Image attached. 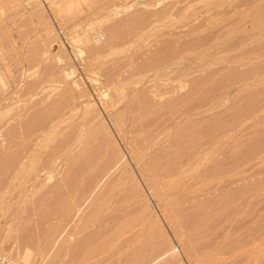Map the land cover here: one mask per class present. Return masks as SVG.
Instances as JSON below:
<instances>
[{
    "label": "rangeland",
    "instance_id": "374dc122",
    "mask_svg": "<svg viewBox=\"0 0 264 264\" xmlns=\"http://www.w3.org/2000/svg\"><path fill=\"white\" fill-rule=\"evenodd\" d=\"M67 1L0 0V255L264 264V0Z\"/></svg>",
    "mask_w": 264,
    "mask_h": 264
},
{
    "label": "bare ground",
    "instance_id": "6f19581e",
    "mask_svg": "<svg viewBox=\"0 0 264 264\" xmlns=\"http://www.w3.org/2000/svg\"><path fill=\"white\" fill-rule=\"evenodd\" d=\"M119 1V0H118ZM197 1V0H196ZM222 1V0H221ZM237 1V0H236ZM246 2H245V4L247 3V0H245ZM112 2V1H111ZM144 2H146V1H144ZM156 2V1H155ZM199 2V1H198ZM218 2H219V0H218ZM232 2V1H231ZM240 2V1H239ZM255 2H256V0H255ZM262 2V1H261ZM261 2H260V4H261ZM264 2V1H263ZM150 3V2H149ZM148 3V4H149ZM153 3V2H152ZM172 3V2H171ZM183 3V2H182ZM187 3V2H186ZM217 3V2H216ZM228 3V2H227ZM237 3H238V1H237ZM242 3V2H241ZM128 4V3H127ZM130 4V3H129ZM143 4V3H142ZM146 4H147V2H146ZM151 4V3H150ZM161 4V3H160ZM174 4V3H173ZM190 4V3H189ZM219 4H221V3H219ZM219 4H217V5H219ZM235 4V3H234ZM240 4V3H239ZM247 4H249V3H247ZM250 4H251V2H250ZM257 4V3H256ZM78 5V2L76 1V0H68L66 3H64L63 4V7H64V9H66L65 11H67V9H71V8H73L74 6H77ZM119 5V4H118ZM126 5V4H125ZM132 5V4H131ZM152 5V4H151ZM150 5V7H152ZM179 5V4H178ZM194 5V4H193ZM192 5V6H193ZM216 5V4H215ZM233 5V4H232ZM241 5V4H240ZM252 5H254V4H252ZM173 6V5H172ZM186 6V5H185ZM203 6V5H202ZM214 6V5H213ZM230 6V5H229ZM241 6H243V5H241ZM256 6H258V5H256ZM256 6H254L255 8H256ZM126 7V6H125ZM153 7H154V4H153ZM234 7V6H233ZM232 7V8H233ZM239 7V6H238ZM251 7V6H250ZM107 8V7H106ZM172 8V7H171ZM175 8V7H174ZM187 8V7H186ZM197 8V7H196ZM219 8V7H218ZM231 8V9H232ZM248 8V7H247ZM61 9V8H60ZM102 9V8H101ZM129 9V8H128ZM136 9V8H135ZM134 9V10H135ZM146 9V8H145ZM149 9V8H148ZM180 9V8H179ZM209 9V8H208ZM213 9V8H212ZM211 9V10H212ZM229 9V8H228ZM72 10V9H71ZM75 10V9H74ZM150 10V9H149ZM171 10V9H170ZM218 10V9H217ZM221 10V9H220ZM247 10V9H246ZM249 10H251V9H249ZM253 10V9H252ZM78 11V10H77ZM126 11V10H125ZM138 11V10H137ZM175 11V10H174ZM215 11V10H214ZM226 11V10H225ZM234 11V10H233ZM255 11V10H254ZM132 12V11H131ZM203 12H205L206 13V11H203ZM208 12V11H207ZM227 12H228V10H227ZM128 13V12H127ZM167 13V12H166ZM165 13V14H166ZM179 13H181L180 11H179ZM221 13V12H220ZM232 13V12H231ZM206 14H208V13H206ZM219 14V13H218ZM227 14V13H226ZM243 14V13H242ZM262 14V13H261ZM120 15V14H119ZM143 15V14H142ZM158 15V14H157ZM192 15H194V14H192ZM225 15V14H224ZM238 14H236V16H237ZM121 16V15H120ZM150 16V15H149ZM156 16V15H155ZM165 16V15H164ZM124 17V16H123ZM206 17V16H205ZM211 17V16H210ZM233 17V16H232ZM251 17H253L252 15H251ZM258 17V16H257ZM264 17V16H263ZM151 18V17H150ZM161 18V17H160ZM160 18H159V20H160ZM175 18V17H174ZM231 18V17H230ZM132 19V18H131ZM162 19V18H161ZM164 19V18H163ZM179 19H180V17H179ZM226 19V18H225ZM158 20V19H157ZM240 20V19H239ZM136 21V20H135ZM138 21V20H137ZM151 21V20H150ZM161 21V20H160ZM159 21V22H160ZM170 21V20H169ZM168 21V22H169ZM193 21V20H192ZM191 21V22H192ZM264 21V20H263ZM154 21H152V23H153ZM167 22V21H166ZM183 22V21H182ZM194 22V21H193ZM203 22V21H202ZM243 22V21H242ZM135 23V22H134ZM171 23V22H170ZM174 23V22H173ZM210 23V22H209ZM227 23V22H226ZM229 23H232V21L230 22L229 21ZM228 23V24H229ZM117 24V23H116ZM130 24V23H129ZM142 24V23H141ZM140 24V25H141ZM168 24V23H167ZM185 24V23H184ZM246 24H247V22H246ZM256 24V23H255ZM188 25V24H187ZM186 25V26H187ZM226 25V24H225ZM230 25V24H229ZM244 25V24H243ZM257 25H259V24H257ZM115 26V25H114ZM130 26H131V24H130ZM129 26V27H130ZM146 26H147V23H146ZM180 26V25H179ZM192 26V25H191ZM197 26V25H196ZM250 26V25H249ZM253 26V25H252ZM261 26V25H260ZM264 26V25H263ZM141 27V26H140ZM143 27V26H142ZM183 27V26H182ZM254 27V26H253ZM88 28H89V26H88ZM115 28V27H114ZM136 28V27H135ZM146 28V27H145ZM123 29V28H122ZM141 29V28H140ZM215 29V28H214ZM254 29V28H253ZM252 29V30H253ZM260 29V28H259ZM117 30V29H116ZM121 30V29H120ZM155 30H157V29H155ZM197 30V29H196ZM133 31V30H132ZM135 31H137V29L135 30ZM143 31V30H142ZM150 31V30H149ZM247 31V30H246ZM110 32H111V30H110ZM114 32V31H113ZM137 33H139V31L137 32ZM146 33V32H145ZM89 34V33H88ZM119 34V33H118ZM207 34V33H206ZM259 34V33H258ZM90 35V34H89ZM99 35V34H98ZM137 35H139V34H137ZM133 36V35H132ZM233 36V35H232ZM249 36H251V35H249ZM120 37V36H119ZM134 38H135V36H133ZM238 37V36H237ZM258 37V36H257ZM256 37V38H257ZM220 38H222V37H220ZM264 38V37H263ZM112 39V38H111ZM136 39V38H135ZM137 39H138V37H137ZM142 39V38H141ZM223 39V38H222ZM231 39V38H230ZM244 39V38H243ZM144 39H142V41H143ZM224 40V39H223ZM253 40V39H252ZM221 41V40H220ZM250 41V40H249ZM129 42V41H128ZM135 42V41H134ZM216 42V41H215ZM217 43H219V42H217ZM237 43V42H236ZM239 43V42H238ZM241 43V42H240ZM258 43V42H257ZM133 44V43H132ZM253 45V44H252ZM237 46V45H236ZM241 46V45H240ZM118 47V46H117ZM130 47V46H129ZM132 47H133V45H132ZM228 47V46H227ZM234 47V46H233ZM257 47V46H256ZM134 48V47H133ZM225 48V47H224ZM258 48V47H257ZM235 49V48H234ZM126 50V49H125ZM131 50V49H130ZM135 50V49H134ZM228 50H229V48H228ZM236 50V49H235ZM244 50V49H243ZM250 50V49H249ZM127 52H128V50H127ZM237 52H238V50H237ZM241 52V51H240ZM254 52V51H253ZM245 53V52H244ZM127 54V53H126ZM242 54V53H241ZM125 55V54H124ZM257 55V54H256ZM258 56V55H257ZM261 56V55H260ZM246 57V56H245ZM168 58V57H167ZM245 59V58H244ZM256 59V58H255ZM157 60V59H156ZM163 60H164V58H163ZM162 60V61H163ZM161 61V60H160ZM169 61V60H168ZM133 62V61H132ZM152 63V62H151ZM156 63V62H155ZM166 63V62H165ZM212 63V62H211ZM216 63V62H215ZM150 64V63H149ZM150 66H151V64H150ZM159 66V65H158ZM155 67V66H154ZM3 68H4V66H3ZM133 68V67H132ZM151 68H153V67H151ZM132 70V69H131ZM167 70V69H166ZM130 71V70H129ZM146 71V70H145ZM153 72V71H152ZM152 72H150V73H152ZM136 73V72H135ZM142 73V72H141ZM146 75V74H145ZM133 76V75H132ZM154 76V75H153ZM139 78V77H138ZM122 80V79H121ZM153 80V79H152ZM157 80V79H156ZM0 82H2L1 81V79H0ZM141 82V81H140ZM152 83V82H151ZM114 85V84H113ZM123 87V86H122ZM114 88V87H113ZM165 93V92H164ZM147 95V94H146ZM152 95V94H151ZM156 95V94H155ZM160 96V95H159ZM147 98V97H146ZM141 99V98H140ZM149 100V99H148ZM109 102V101H108ZM141 102V101H140ZM139 102V103H140ZM146 103V102H145ZM148 103V102H147ZM111 104V103H110ZM161 104V103H160ZM107 106V105H106ZM108 107V106H107ZM166 107H164V109H165ZM139 112V111H138ZM166 113V112H165ZM164 114V113H163ZM144 117V116H143ZM180 117V116H179ZM136 118V117H135ZM59 120V119H58ZM89 122V121H88ZM87 122V123H88ZM150 122V121H149ZM90 123V122H89ZM57 124V123H56ZM44 125V124H43ZM27 126V125H26ZM49 126V125H48ZM58 127V126H57ZM61 127V126H60ZM151 127V126H150ZM193 127V126H192ZM130 128V127H129ZM74 129V128H73ZM164 129V128H163ZM175 129V128H174ZM179 130V129H178ZM47 131V130H46ZM184 131V130H183ZM157 132V131H156ZM162 132V131H161ZM192 132V131H191ZM144 133V132H143ZM97 134V133H96ZM19 135V134H18ZM46 137V136H45ZM68 137V136H67ZM65 138V137H64ZM67 139V138H66ZM90 140V139H89ZM172 140V139H171ZM39 141V140H38ZM45 141V140H44ZM58 141V140H57ZM61 141V140H60ZM63 141V140H62ZM146 142V141H145ZM175 143V142H174ZM37 144V143H36ZM90 144V143H89ZM106 144V143H105ZM186 144V143H185ZM157 145V144H156ZM46 146H47V144H46ZM148 146V145H147ZM42 147V146H41ZM36 148H38V147H36ZM54 148H56V147H54ZM80 148H82V147H80ZM101 148V147H100ZM144 148V147H143ZM193 148H195V147H192V149ZM50 149V148H49ZM62 149V148H61ZM197 149V148H196ZM49 151V150H48ZM72 151V150H71ZM189 151V150H188ZM38 152H39V150H38ZM44 152V151H43ZM55 152V151H54ZM96 152V151H95ZM195 152V151H194ZM200 152V151H199ZM63 153V152H62ZM85 153V152H84ZM32 154V153H31ZM98 154V153H97ZM33 155H35V154H33ZM65 155V154H64ZM67 155V154H66ZM26 156V155H25ZM38 156V155H37ZM63 156V155H62ZM85 156V155H84ZM83 156V157H84ZM17 157V156H16ZM24 157V156H23ZM32 157V156H31ZM71 157V156H70ZM40 158H41V156H40ZM169 158V157H168ZM205 158V157H204ZM26 160H28V159H26ZM38 160V159H37ZM205 162V161H204ZM18 163V162H17ZM27 164V163H26ZM184 164V163H183ZM20 165V164H19ZM153 165V164H152ZM23 166V165H22ZM29 166V165H28ZM76 166V165H75ZM191 166V165H190ZM24 167V166H23ZM26 167V166H25ZM22 168V167H21ZM161 169V168H160ZM178 169V168H177ZM41 170V169H40ZM43 170V169H42ZM27 172V171H26ZM32 173V172H31ZM225 173V172H224ZM167 174V173H166ZM21 176V175H20ZM181 176V175H180ZM203 176V175H202ZM208 176V175H207ZM218 177V176H217ZM27 178V177H26ZM74 178V177H73ZM70 179V178H69ZM68 179V180H69ZM98 179V178H97ZM203 179V178H202ZM93 180V179H92ZM199 180V179H198ZM206 180H208V179H206ZM9 181V180H8ZM20 181V180H19ZM10 182V181H9ZM18 182V181H17ZM203 182V181H202ZM95 183V182H94ZM12 184V183H11ZM7 185V184H6ZM5 185V186H6ZM118 185V184H117ZM171 185V184H170ZM86 186V185H85ZM16 187V186H15ZM18 187V186H17ZM89 187V186H88ZM136 188V187H135ZM17 189V188H16ZM150 189V188H149ZM68 191V190H67ZM75 191V190H74ZM212 192V191H211ZM83 194V193H82ZM6 195V194H5ZM133 195V194H132ZM11 196V195H10ZM14 197H15V195H14ZM5 198V197H4ZM8 198V197H7ZM63 199V198H62ZM9 200H10V197H9ZM8 200V201H9ZM18 200V199H17ZM14 201V200H13ZM23 201V200H22ZM102 201V200H101ZM5 202V201H4ZM53 202V201H52ZM6 204H7V202H6ZM15 204V203H14ZM19 204V203H18ZM32 204V203H31ZM54 204V203H53ZM69 204V203H68ZM234 204V203H233ZM1 205V204H0ZM50 205V204H49ZM3 206V205H2ZM14 206V205H13ZM74 206V205H73ZM1 207V206H0ZM8 207V206H7ZM6 207V208H7ZM21 207H23V205L21 206ZM64 207V206H63ZM13 208V207H12ZM58 208V207H57ZM71 208V207H70ZM70 208H68V209H70ZM82 208V207H81ZM97 208V207H96ZM98 209V208H97ZM19 210V209H18ZM64 210V209H63ZM20 211V210H19ZM50 211V210H49ZM74 211V210H73ZM70 212V211H69ZM104 212V211H103ZM5 213V212H4ZM17 213V212H16ZM15 214V213H14ZM62 214V213H61ZM78 214V213H77ZM24 215V214H23ZM73 215V214H72ZM98 216V215H97ZM5 218V217H4ZM8 218V217H7ZM73 218V217H72ZM117 219V218H116ZM43 220V219H42ZM52 220V219H51ZM94 220V219H93ZM92 220V221H93ZM108 220V219H107ZM64 221V220H63ZM95 221V220H94ZM117 221V220H116ZM229 221V220H228ZM94 223V222H93ZM229 223V222H228ZM200 225V224H199ZM87 226V225H86ZM115 226V225H114ZM238 226V225H237ZM85 227V226H84ZM40 228V227H39ZM96 228V227H95ZM175 228V227H174ZM196 228V227H195ZM8 229V228H7ZM42 229V228H41ZM261 229V228H260ZM15 230V229H14ZM18 230V229H17ZM36 230V229H35ZM101 230V229H100ZM9 231V230H8ZM74 231V230H73ZM81 231V230H80ZM179 231V230H178ZM235 231V230H234ZM252 231V230H251ZM37 232V231H36ZM145 232V231H144ZM223 232V231H222ZM225 232V231H224ZM253 232V231H252ZM74 233V232H73ZM82 233V232H81ZM77 234V233H76ZM71 235V234H70ZM153 235V234H152ZM193 235V234H192ZM220 235V234H219ZM234 235V234H233ZM65 236V235H64ZM77 236V235H76ZM14 237V236H13ZM72 237V236H71ZM241 237V236H240ZM251 237V236H250ZM25 238V237H24ZM69 238V237H68ZM73 238V237H72ZM76 238V237H75ZM228 238V237H227ZM242 238H244V237H242ZM98 239V238H97ZM126 239V238H125ZM220 239H221V237H220ZM246 239V238H245ZM257 239V238H256ZM28 240V239H27ZM43 240V239H42ZM69 240V239H68ZM115 240V239H114ZM38 241V240H37ZM81 242V241H80ZM229 243H230V241H229ZM243 243V242H242ZM248 243V242H247ZM92 245V244H91ZM102 245V244H101ZM118 245V244H117ZM239 245V244H238ZM51 246H52V244H51ZM26 247V246H25ZM111 247V246H110ZM252 247V246H251ZM257 247V246H256ZM56 248V247H55ZM226 248V247H225ZM238 248V247H237ZM259 248V247H258ZM231 249V248H230ZM233 249V248H232ZM250 249V248H249ZM256 249V248H255ZM99 250V249H98ZM196 250V249H195ZM223 250V249H222ZM253 251V250H252ZM77 252V251H76ZM101 252V251H100ZM26 253V252H25ZM24 253V255L22 254V255H20V256H14V258H12L13 260H12V262L14 263V264H27V260H28V254H25ZM260 253V252H259ZM262 253V252H261ZM8 254V253H7ZM145 254V253H144ZM257 254V253H256ZM16 255H18V254H16ZM141 255V254H140ZM253 255H254V252H253ZM245 256V255H244ZM251 257H252V254L250 255ZM255 256V255H254ZM127 257V256H126ZM138 257V256H137ZM136 258V257H135ZM237 258V257H236ZM240 258V257H239ZM257 258V257H256ZM122 259V258H121ZM125 259V258H124ZM63 260V259H62ZM116 260V259H115ZM245 260V259H244ZM255 261H256V259H255ZM93 263V262H92ZM121 263V262H120ZM208 263V262H207ZM260 263V262H259ZM108 264V263H107ZM239 264H240V262H239Z\"/></svg>",
    "mask_w": 264,
    "mask_h": 264
},
{
    "label": "built area",
    "instance_id": "2783aa9c",
    "mask_svg": "<svg viewBox=\"0 0 264 264\" xmlns=\"http://www.w3.org/2000/svg\"><path fill=\"white\" fill-rule=\"evenodd\" d=\"M0 264H14L6 256L0 255Z\"/></svg>",
    "mask_w": 264,
    "mask_h": 264
}]
</instances>
